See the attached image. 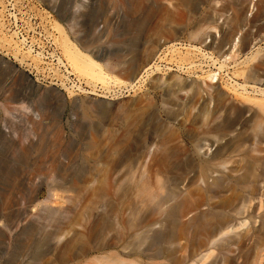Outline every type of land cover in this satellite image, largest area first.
Returning a JSON list of instances; mask_svg holds the SVG:
<instances>
[{"label": "rangeland", "instance_id": "1", "mask_svg": "<svg viewBox=\"0 0 264 264\" xmlns=\"http://www.w3.org/2000/svg\"><path fill=\"white\" fill-rule=\"evenodd\" d=\"M176 1L0 0V37L16 41L23 53L29 47L32 48L34 56L43 54V51L49 53L52 58L50 62L53 64L56 61L55 71L60 74L40 62L44 54L21 63L15 59L13 51L4 48L0 42V264H89L97 256L92 251L94 236L89 230L92 212L86 211L88 213L83 216L85 219L77 220V215L84 212L91 199L90 193L83 190V196L77 195L83 184L86 187L92 184L88 182L93 162L86 157L84 147L91 128L94 127L91 134L102 143L101 159L107 150L105 144H108L111 137L120 138L124 133L125 125H121L117 116V100L110 101L105 96L114 97L118 91L123 95L128 94L129 97L123 99L127 114L134 107L136 99H141L138 103L142 105L140 102L143 97H152L156 118L163 124L169 123L168 132L173 128L172 132L176 134L177 121H168L161 111L162 104L174 109L185 105L191 93L188 92L189 88L181 91V85L190 83L197 76H205L203 72L211 69L218 73V80L213 88L205 87L208 90L202 96H206L210 90L213 95H216L215 92L219 93L228 108L229 116L236 119L239 117V121L246 125L244 130L241 129L244 133L241 147H254V125L252 126L253 120L250 117L256 115V122H262L264 117V111L257 104L264 101V94L258 92L259 88L264 89V76L259 78L262 80H251L250 77L255 75L252 70L253 63H241L255 55L258 50H261L260 55H264V41L256 42L242 54L238 53L237 45L234 56H230L231 47L238 44L240 38L238 20H232L233 9L238 7L231 0H194L190 13L183 7L178 9ZM256 1L253 0L250 6L253 11L247 15L249 19L256 11V8L253 9ZM215 2H218L217 7ZM159 8L166 10L168 20L165 31L156 34L158 21L154 18L147 19L146 15L150 9ZM72 16L77 17L76 21H72ZM180 17L184 28L182 43L191 44L201 48L203 53H209L202 56L193 51L189 59L194 60L195 66L182 57L180 60V56L173 49L164 51L166 46L173 43L169 31L176 26ZM56 23L86 53L104 65L106 74L120 80L117 84H108L112 93L106 94V91L101 90L103 84L98 82L97 94L75 89L77 97H69L63 84L70 87L83 83L85 90L90 88L85 83L88 79L81 78L67 64ZM217 26L227 30L230 36L225 37L209 28ZM253 26L254 32L257 26L261 27L260 33L264 37V18H260ZM193 32L215 33L217 40L211 47L212 38L205 36V41L201 44L198 39L188 38ZM234 35L236 38L233 40ZM21 39L25 43H21ZM164 42L166 44L163 45ZM146 43L153 45L148 62L156 57V65L160 66V74H163L160 76L164 78L167 89L163 85L161 88L152 85L154 75L145 74L137 82L128 72L130 60L140 56ZM182 51L186 54L184 49ZM222 55L227 56L228 60L225 67L219 70L224 61ZM210 56L212 60L208 58ZM59 58L66 66L58 64ZM215 60L218 62L213 64ZM148 62L138 66V71ZM238 84L246 85V92ZM171 90L172 94L166 95V91ZM245 98L257 102L256 105L245 103ZM211 103L210 108H213L215 101ZM84 107L89 108L97 118L95 116L90 120L83 117ZM207 132L208 130L196 127L181 133L187 141L186 148L190 152L188 155L191 164L201 167L205 162L218 161L213 155L229 139H219L218 134L214 138L216 132L213 135ZM196 141L207 146L199 152L194 151ZM200 167H194L193 171L199 174ZM123 172L124 168H121L118 177ZM124 181L125 177H122L120 183L123 185ZM109 201L111 203L108 194L100 204L99 212L108 213ZM255 204L257 201H254L253 205ZM256 221L257 227L259 219ZM75 232L84 233L87 245L83 247L85 245L80 242L73 251L67 252L66 241L74 237ZM257 264H264V253H261Z\"/></svg>", "mask_w": 264, "mask_h": 264}, {"label": "bare ground", "instance_id": "2", "mask_svg": "<svg viewBox=\"0 0 264 264\" xmlns=\"http://www.w3.org/2000/svg\"><path fill=\"white\" fill-rule=\"evenodd\" d=\"M193 1L177 0L176 6L178 9L183 7L191 13ZM231 1L238 7L233 9L232 20H238V35H240L238 44L231 47L229 54L234 56L237 45L238 53L242 54L251 49L256 42L264 41L260 33L261 27L257 26L254 32L253 26L260 18H264V0H257L254 3L253 9L256 8V11L251 19L247 15L253 11L250 9L253 0ZM215 3L217 7L218 2ZM76 18L74 16L72 21H76ZM146 18H154L158 21L156 34L165 31L168 20L166 10L150 9ZM209 28L225 37L230 36L222 27ZM56 30L60 35L67 64L81 78L88 79L85 83L90 88L88 91L85 90L83 83L78 86L73 84L70 87L63 84L69 97H77L75 89L95 94L99 89L98 82L103 84L101 90L106 91V94L112 93L108 84L111 82L117 84L120 80L117 78L114 80L106 74L104 65L75 43L58 23ZM169 33L173 37V43L166 46L164 51L173 49L180 56V60L181 57L185 61L189 60V64L193 66L194 60L189 59L193 51L202 56L209 55L203 53L201 48L182 43L184 28L181 17L176 21V26L170 28ZM14 35L17 36V33L14 32ZM205 36L212 38L211 47H213L217 40L215 33L193 32L188 38L198 39L202 44ZM235 36H232L233 40ZM20 41L25 43L24 39ZM0 42L4 48L12 50L15 59L21 63L31 57H41L44 54L41 61H38L56 73L54 66L56 61H53V64L50 62L52 58L49 53L43 51V54L38 53L34 56L31 47L23 53L16 41L4 36L0 37ZM152 47V44L146 43L140 56L130 60L128 72L137 82L145 74L154 75L152 85L161 88L160 86H165L166 82L160 76L163 74H160V66L156 65V57L148 62L153 52ZM183 49L186 54H183ZM260 54L261 50H258L255 55L241 63L242 65L253 63L252 70L255 75L253 78L250 77L251 80H262L259 78L264 76V73L260 74L264 72V55ZM222 57L224 61L219 66V70L225 67V62L228 60L227 56L222 55ZM208 58L213 59L211 56ZM146 61L148 64L138 71ZM215 62L218 60L213 61V64ZM58 64L66 66L61 58L58 59ZM203 73L205 76H197L190 83L181 85V91L189 88L188 92L191 93L185 105L174 109L162 104L161 111L168 121H177L176 134L172 132L173 128L170 129V133L168 132L169 123L164 122V125L156 118L152 97H143V101L140 102L142 105L138 103L141 99H136L134 107L127 114L123 99L129 97L128 94L123 95L118 91L113 95L114 97L105 96L110 101L117 100L119 106L117 116L121 120V125H125V129L120 138L113 136L108 144H105L107 150L102 159L100 157L102 143L91 134L94 127L91 128L84 146L86 157L93 162L88 182L92 184L87 187L83 184L77 196L81 197L83 190L85 192L87 190L91 199L85 206L84 212L77 215V220L81 221L82 218L84 220V214L92 212L89 230L94 236L92 251L97 256L89 264H257L261 253H264V117L262 122L259 120L256 122L254 119L256 115L250 117L253 120L252 126L254 125L255 145L248 148L241 147L244 142V133L241 129L246 125L239 121V117L236 119L229 116L228 108L219 93L215 92L216 95H213L210 90V93L208 91L207 94L205 93L206 96H202L208 90L204 88H213V84L218 80V73L211 69ZM238 87L244 92L247 90L246 85L238 84ZM172 90L166 91V95L172 94ZM258 92L264 94V89L259 88ZM213 101L215 105L210 108V103ZM244 102L255 105L257 103L247 98ZM257 104H260L264 111V101ZM82 110L83 117L93 120L96 116L89 108L84 107ZM158 117L160 118L159 115ZM196 127L208 130L207 133L212 135L216 132L214 138L217 134L221 139L229 137L213 155L218 161L205 162L201 167L191 164L188 155L190 152L186 148L187 141L181 133ZM196 142L194 151L199 152L207 146ZM232 155L235 159L231 158ZM190 167L193 168L189 170ZM194 167H200L199 174L193 171ZM121 168H124V172L118 177ZM122 177H125L123 185L120 183ZM108 194L111 198V203L109 201L108 204L110 209L108 207V213L104 214L99 212V209ZM254 201H257V204L253 205ZM256 219H259L257 227ZM80 242L86 247L84 233L75 232L74 237L66 241L65 250L73 251Z\"/></svg>", "mask_w": 264, "mask_h": 264}]
</instances>
